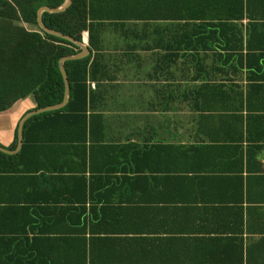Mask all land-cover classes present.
<instances>
[{"label": "crops", "instance_id": "0c3cea01", "mask_svg": "<svg viewBox=\"0 0 264 264\" xmlns=\"http://www.w3.org/2000/svg\"><path fill=\"white\" fill-rule=\"evenodd\" d=\"M88 8L96 39L88 87L103 122L96 138L134 146L143 174L87 176L82 236L78 206L69 224L63 206L35 204L55 185L37 191L34 181L1 175L0 264H264V174L253 176V144L241 143V154L228 144L230 157L215 162L234 171L216 176L169 174L205 162L154 148L246 129L253 137L239 107L249 97L253 113L246 39L253 23L264 25V0H89ZM34 106L29 97L0 113L1 146ZM259 160L264 171V152Z\"/></svg>", "mask_w": 264, "mask_h": 264}, {"label": "trees", "instance_id": "16d2710c", "mask_svg": "<svg viewBox=\"0 0 264 264\" xmlns=\"http://www.w3.org/2000/svg\"><path fill=\"white\" fill-rule=\"evenodd\" d=\"M65 0H0V113L10 110L17 103L31 97L34 108L30 111L62 103L64 82L59 70L62 58L81 52L73 42L43 32L37 24V12L41 8L58 9ZM89 0H71V4L58 13L43 12L41 21L44 27L81 42L87 32L89 50H96L89 26ZM253 39H246V53L253 49V69L246 64V80L253 87V113L249 97L240 99L239 112L246 110V123L253 125V137L248 129L232 137H214L206 134L207 143L189 148L180 146H155L170 149L176 155H200L199 168L175 167L165 172L169 174L201 175L226 174L234 169L215 162V158L227 157L230 143H235L241 154L240 144H253V176L263 175L259 160L264 152V36L256 35L264 25L253 23ZM240 47L243 42L238 39ZM242 58V57H241ZM94 61L88 56L64 62L69 83L66 105L59 110L44 112L28 118L22 131V145L17 154L0 152V176L34 181L37 191L46 185L56 186L51 197L37 200L35 204L63 206L65 219L74 224L70 214L78 206L77 221L82 222L78 234H83L85 205L91 190L88 183L94 175H115L133 173L142 175L144 169L138 167L136 158L141 154L134 146L105 144L96 138L103 131L102 117L92 111L93 94L88 81H94ZM242 72V71H239ZM248 111V112H247ZM24 116V115H23ZM239 117L237 116V119ZM241 118V117H240ZM242 123V122H241ZM243 124V123H242ZM241 124V125H242ZM229 144V145H228ZM17 146V127L12 144L5 148L14 151ZM152 147L148 151H152ZM227 151V152H222ZM239 173L240 170L238 169ZM236 173V171H235ZM187 176V175H186ZM264 179V176L260 177ZM109 181L102 182L106 185ZM101 184V185H102ZM58 186V187H57ZM104 188V186H103ZM49 190V189H48ZM61 198L58 199V195ZM48 203H46V201ZM44 202V203H42ZM91 202V201H90ZM18 203V202H17ZM74 230H69L72 234ZM69 235V236H70ZM67 236V235H65Z\"/></svg>", "mask_w": 264, "mask_h": 264}, {"label": "water", "instance_id": "95a60500", "mask_svg": "<svg viewBox=\"0 0 264 264\" xmlns=\"http://www.w3.org/2000/svg\"><path fill=\"white\" fill-rule=\"evenodd\" d=\"M70 4H71V0H65L64 5L62 7H60V8H58V9L41 8L37 12V24H38L39 28L43 32L48 33V34H51V35H54V36H57V37H60V38H63V39H66V40H68L70 42H73L81 50L80 53H78L76 55H73V56H69V57L62 58L59 61V70H60V73L62 75L63 82H64V98H63V101H62V103H60L58 105H54V106L45 107V108H42V109L30 111L29 113H27L26 115H24L22 117V119L18 123V128H17V146H16V149L14 151H8V150H6L5 148H3L0 145V152H2V153L8 154V155H13V154H17L19 152V150L21 148V145H22L23 125H24L25 121L28 118H30L31 116L37 115V114L44 113V112H49V111H55V110L62 109L66 105V103L68 101V95H69V83H68L67 74H66V71H65V68H64V62L70 61V60L81 59V58H84V57H86V56L89 55V48L87 47V45L84 44L83 41H81V42H75V41H73V39H71V38H69L67 36H64V35L56 32V31L47 29L42 24L41 14L43 12L58 13V12H61V11L65 10Z\"/></svg>", "mask_w": 264, "mask_h": 264}, {"label": "built area", "instance_id": "2783aa9c", "mask_svg": "<svg viewBox=\"0 0 264 264\" xmlns=\"http://www.w3.org/2000/svg\"><path fill=\"white\" fill-rule=\"evenodd\" d=\"M82 41L84 42L85 45H87V35H86V33H83ZM87 84H88L89 87L93 88V84L92 83L87 82Z\"/></svg>", "mask_w": 264, "mask_h": 264}]
</instances>
